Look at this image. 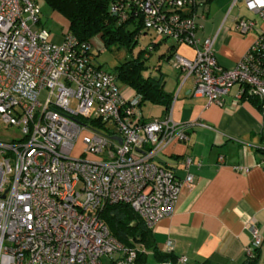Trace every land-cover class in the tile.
Returning <instances> with one entry per match:
<instances>
[{
    "label": "built area",
    "instance_id": "2783aa9c",
    "mask_svg": "<svg viewBox=\"0 0 264 264\" xmlns=\"http://www.w3.org/2000/svg\"><path fill=\"white\" fill-rule=\"evenodd\" d=\"M244 3L264 20V0ZM203 4L110 0L120 18H136L174 44L193 48L192 57L174 51L168 60L183 79L193 78L194 94L221 104L238 82L236 95L242 97L247 86L264 117V26L233 66L221 67L215 36L198 34ZM40 13L38 0H0V122L18 130L0 135V264H104L103 256L109 264H133L137 250L118 241L97 210L105 201L127 202L149 227L171 213L192 174L178 178L153 158L171 141L186 140L192 123L173 120L171 108L143 118L140 96L126 94L114 73L93 62L91 43L69 30L53 42L47 27L35 26ZM230 18L241 34L255 28L253 18ZM83 118H99L106 129ZM249 229L246 257L263 239L254 222ZM155 264L207 263H190L181 254Z\"/></svg>",
    "mask_w": 264,
    "mask_h": 264
},
{
    "label": "crops",
    "instance_id": "0c3cea01",
    "mask_svg": "<svg viewBox=\"0 0 264 264\" xmlns=\"http://www.w3.org/2000/svg\"><path fill=\"white\" fill-rule=\"evenodd\" d=\"M205 17L204 13L201 18ZM202 28L198 31L201 38L215 36L214 49L221 67L233 66L253 40L249 31H258L252 28L241 34L234 25L227 34L220 25L205 33ZM173 50L187 57L194 54L184 43ZM173 70L167 77L157 73L163 88L172 95L171 116L177 122L192 124L186 140L171 141L153 159L178 178L191 173L192 181L181 185L171 213L152 226L154 243L172 256H187L190 263L243 264L245 246L252 239L249 223L254 222L263 236L257 264H264V117L259 98L238 97L241 86L235 82L221 104L209 103L206 96L194 94L191 76L183 79L180 70ZM123 89L132 94L129 87ZM160 105V114L145 117L141 111L142 117L163 116L167 110Z\"/></svg>",
    "mask_w": 264,
    "mask_h": 264
},
{
    "label": "trees",
    "instance_id": "16d2710c",
    "mask_svg": "<svg viewBox=\"0 0 264 264\" xmlns=\"http://www.w3.org/2000/svg\"><path fill=\"white\" fill-rule=\"evenodd\" d=\"M44 1L54 12L65 19L63 31L69 30L79 39L87 40L90 43L92 37L98 35L105 47H109L113 43H125L130 47L134 37L139 33L140 22L132 17L120 18L119 15L111 10L110 0ZM208 1L210 0L204 1V4ZM129 23H136V28H126ZM149 45L154 47L155 42H151ZM149 45L142 49L137 56L126 59L116 65L115 72L112 73L116 75V79H120L123 84L129 87L132 93L140 96L139 105L145 100H149L162 104L164 110H168L172 95L163 88L161 75L143 73V69L147 66L141 56H144ZM175 45L172 43L168 46L167 58L172 52L176 51L173 50ZM242 97L258 98L256 94L251 93L247 86L244 87ZM81 120L94 124L99 130L106 129L99 118H89V120L83 118ZM97 213L118 241L124 246L133 247L137 250L133 264L147 262L148 259L158 262L175 257L158 249L154 243L152 227L145 224L129 203L105 201L98 208ZM258 255V247H256L253 249L252 256L246 257L245 262L257 264Z\"/></svg>",
    "mask_w": 264,
    "mask_h": 264
},
{
    "label": "rangeland",
    "instance_id": "374dc122",
    "mask_svg": "<svg viewBox=\"0 0 264 264\" xmlns=\"http://www.w3.org/2000/svg\"><path fill=\"white\" fill-rule=\"evenodd\" d=\"M38 1L41 6V22L35 26L43 25L49 28L52 41L60 42L63 38V25L65 19L54 12L44 0ZM232 1L233 0H210L205 2L203 6H199L198 13L200 14L201 12H204L206 14L205 18L199 19L200 23L203 24L202 29L205 33H207L209 30H216L221 25V31L228 34L234 26V22L230 17L235 15L243 18H253L256 22L255 28L257 30L264 26V20L256 13L248 10L244 0H237L231 6ZM226 14H228V17H225ZM126 28L134 29L136 28V23H129L126 25ZM138 30L139 33L136 35V37H134V41L130 44V47L125 43H113L109 47H105L98 35L92 37L91 51L94 54L93 62L108 71L115 72L116 65L120 64L126 59L137 56L138 53L147 45H149L151 42H155V45L150 50V52L148 54L145 52L144 56H141V58H144V64L147 66L143 69V73H151L155 75L159 72H163L166 77L173 75L175 72V70H173L174 67L171 65L166 56L168 53V46L173 43V39L156 34L152 30H148L143 26L138 27ZM249 32L253 33V36L256 34L254 31ZM117 82L122 88H126V85L123 84L120 79H117ZM46 94V89H42L39 93V99L43 101L46 97ZM139 109L142 111L145 117H149L151 115L157 116L161 113L162 106L149 100H145L139 105ZM12 134H18L16 127L0 122V135H2L3 138H7ZM80 146L81 144L78 141L75 148L76 152ZM102 260L104 264H109L108 256H103ZM143 264L154 263L151 259H148L147 262Z\"/></svg>",
    "mask_w": 264,
    "mask_h": 264
},
{
    "label": "water",
    "instance_id": "95a60500",
    "mask_svg": "<svg viewBox=\"0 0 264 264\" xmlns=\"http://www.w3.org/2000/svg\"><path fill=\"white\" fill-rule=\"evenodd\" d=\"M116 136H114V138H115ZM117 138V137H116ZM119 140H121V139H119ZM243 264H248L247 262H244Z\"/></svg>",
    "mask_w": 264,
    "mask_h": 264
}]
</instances>
